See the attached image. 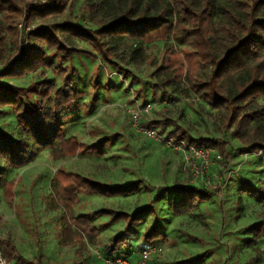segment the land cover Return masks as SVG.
<instances>
[{
	"label": "rangeland",
	"instance_id": "374dc122",
	"mask_svg": "<svg viewBox=\"0 0 264 264\" xmlns=\"http://www.w3.org/2000/svg\"><path fill=\"white\" fill-rule=\"evenodd\" d=\"M17 1L23 6L50 2ZM83 2L78 0L73 11L62 17L47 22L36 20L32 29L66 21L96 29L99 20L111 13L112 8L105 4L96 16L84 14L80 10ZM3 35L0 72L22 54L21 44L16 46L9 36ZM66 42L70 47L94 53L88 44L76 39ZM169 49L180 53L182 47L175 40L143 46L126 39L113 41V61L123 73L105 65L100 57L85 54L75 57L74 84L84 96L70 111L62 113L66 135L76 137L84 145L107 139L106 154L98 158L80 153L73 158L54 160L45 151L19 170L0 162L4 182L13 181L15 185V198L11 203L0 186V240L9 239L20 255L36 264H104L105 247L124 230V223L111 226L110 218H100L95 221L97 237L91 241L83 236V240L78 241L77 228L65 229L71 226L72 219L99 210L135 213L152 205L157 196L159 201L153 204L156 214L147 217L136 229L129 247L121 248L123 253L138 251L144 234L158 223L164 228V239L155 244L160 251L150 264H179L204 254L203 264H264V257L256 253H264V234L256 239L252 232L264 221V203L241 190L242 185L264 190V153H239L242 145L232 135L225 138L216 123L214 110L196 96L185 81L175 84L168 76L156 74ZM127 72L129 74L125 75ZM44 79L60 85L58 76L45 69L23 79L0 82L25 88ZM95 84L99 85L98 90H94ZM260 102L264 104V99ZM146 104L152 105V111L142 120L145 126L152 121L171 120L194 139L230 141L234 156L229 163L221 162L211 168L205 177L210 188L202 181H194L192 167L184 164L179 152L166 146L164 139L168 138L172 127L164 132L156 128L158 140L147 139L136 132L129 112ZM0 134L18 137L17 122L9 112L0 117ZM58 171L112 186L140 181L142 188L138 194L126 198L81 192L78 205L67 208L52 188ZM218 185L220 188H214ZM192 187L209 193V201L198 204L191 213L175 216L170 208V201L175 200L171 191ZM250 241L252 246H249Z\"/></svg>",
	"mask_w": 264,
	"mask_h": 264
},
{
	"label": "trees",
	"instance_id": "16d2710c",
	"mask_svg": "<svg viewBox=\"0 0 264 264\" xmlns=\"http://www.w3.org/2000/svg\"><path fill=\"white\" fill-rule=\"evenodd\" d=\"M77 1L50 0L47 4L23 6L17 0H0V60L1 46L5 43L3 34L19 46L25 41L20 26L31 28L28 47L0 72V80L23 79L42 69L53 71L60 79L59 86L44 79L25 88L0 82V117L9 112L19 130L17 138L0 134V162L19 170L45 151L54 160L73 158L80 153L104 157L109 141L102 139L97 144L84 145L74 136L67 137L62 113L70 111L84 96L74 84L75 57L84 54L100 57L105 65L123 73L113 61V41L125 39L140 46L175 40L182 47L181 52L166 50V59L156 74L168 76L175 84L185 81L190 90L214 110L216 123L225 138L232 135L242 145L239 153H264V104L260 102L264 99V0H84L80 10L90 16H96L105 4L112 8L109 15L99 20L96 29L71 21L32 29L36 20L47 22L70 13ZM68 39L88 44L94 53L70 47ZM98 88L95 84L94 90ZM147 126L160 128L161 132L172 127L168 137L175 143L211 148L224 164L234 156L228 139H194L171 120L152 121ZM4 176L0 167V186L11 203L15 198V185L13 181L4 182ZM52 188L63 205L73 208L78 205L81 192L126 198L138 194L142 183L112 186L58 171ZM241 190L264 203V190L251 185H242ZM171 192L175 200L170 201V208L175 216L191 213L210 198L209 193L196 187L176 188ZM158 201L156 196L152 205L131 214L99 210L78 216L65 229L72 230L74 226L79 233L75 235L76 240L81 241L86 236L92 241L99 233L96 220L108 217L111 226L123 222L124 230L107 244L104 258L117 255L135 262L143 250L164 239V228L157 223L144 234L138 251L132 254L121 251L122 247H129L130 237L147 217L156 214L153 204ZM252 232L259 239L264 234V221ZM252 245L250 241L249 246ZM0 248L10 264H36L20 255L9 239L0 240ZM256 253L264 257L263 252ZM205 258L204 254L179 264H203Z\"/></svg>",
	"mask_w": 264,
	"mask_h": 264
},
{
	"label": "built area",
	"instance_id": "2783aa9c",
	"mask_svg": "<svg viewBox=\"0 0 264 264\" xmlns=\"http://www.w3.org/2000/svg\"><path fill=\"white\" fill-rule=\"evenodd\" d=\"M20 27L22 29V38L25 40L24 43L21 44L22 49H24L28 47L27 37L31 28H23L22 26ZM151 111L152 105L146 104L141 106V108L131 110L129 114L131 117V122L137 133L141 134L147 139L158 140V132L155 129L142 124L144 116L149 115ZM164 140L166 141V146L168 148H172L180 153L186 166L192 167L193 180L202 181L210 188L211 184L209 180L205 179V177L209 174L212 167L220 164L222 160L221 156L211 148L188 147L183 142L179 144L175 143V141L169 137ZM214 188H220V185L215 186ZM159 251L160 250L157 248V246H150L139 254V257L135 262H131L125 257L117 255L111 258H103V261L104 264H150L152 258L157 256ZM0 264H10L5 258L1 248Z\"/></svg>",
	"mask_w": 264,
	"mask_h": 264
}]
</instances>
